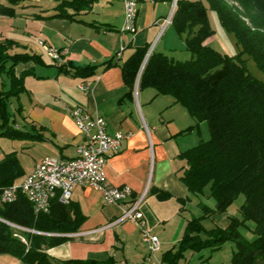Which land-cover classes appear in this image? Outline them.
Listing matches in <instances>:
<instances>
[{
    "label": "trees",
    "instance_id": "1",
    "mask_svg": "<svg viewBox=\"0 0 264 264\" xmlns=\"http://www.w3.org/2000/svg\"><path fill=\"white\" fill-rule=\"evenodd\" d=\"M38 1L5 0L0 2V14L14 16L16 6L25 2L35 5ZM230 1L176 0L171 25L178 35H184L185 48L191 57L178 60L152 50L140 73L139 88L150 87L156 95L171 96L194 119L185 132L198 128L200 122L207 124L209 132L207 140L178 157L185 161L180 179L187 190L200 194L209 185L215 206L202 205L203 214L186 221L178 242L162 252L163 264H179L187 251L212 252L227 241L235 243L231 264H264V81L250 73L242 58L243 54L249 55L264 72V0ZM54 2L49 15L38 16L85 22L77 17L89 11L94 0ZM208 9L215 10L220 24L233 33L241 48L238 54L221 53L206 43L214 34L207 20ZM15 45L13 39L0 41V136L24 139L27 133L13 125L15 118L9 104L26 91L24 79L34 75V68L17 71V66L42 63V58L35 52H12ZM147 51V46L137 47L120 65L128 95L134 89ZM114 63L109 59L103 65L107 68ZM55 65L73 75L94 73V66ZM15 111L20 112L21 105ZM23 176L16 152L4 153L0 159V192ZM239 195L244 196L239 216H230L225 227L204 228L203 218L224 213ZM156 196L162 200L168 194L157 191ZM81 219L72 202L60 203L56 196L49 211L35 213L26 196L19 194L14 202L0 203V254H9L25 264H52L45 249L65 241L67 237L55 234L77 231ZM248 220L254 222L252 240L245 239L238 230ZM64 263L116 264L111 257L69 259Z\"/></svg>",
    "mask_w": 264,
    "mask_h": 264
},
{
    "label": "crops",
    "instance_id": "2",
    "mask_svg": "<svg viewBox=\"0 0 264 264\" xmlns=\"http://www.w3.org/2000/svg\"><path fill=\"white\" fill-rule=\"evenodd\" d=\"M168 1L171 7V0H138L134 33L120 31L123 6L119 0H94L91 9L77 17L87 23L40 18L38 15H49L54 6H42L41 1L16 6L14 16L0 14V41L15 40L11 51L24 47L22 51L35 52L27 50L25 45L32 41V36L48 46L62 49V63L68 67L94 66L90 76L63 72L41 50L38 54L42 63L17 66V71L34 68V75L24 79L32 107L26 115L30 122L25 129L27 148L34 155L30 161L19 160L24 176L44 156L68 158L75 155L82 136L70 114L71 108L79 106L92 116L103 117L108 133L121 131L128 135L122 140L120 150L108 157L106 177L113 185H128L130 199L142 197L139 210L146 227L159 238V251L172 248L180 239L186 221L195 217L189 216L190 205L195 200L197 206L205 205L198 199L199 194L189 192L181 181L185 161L178 157L203 141V122L198 128L185 132L194 124V119L182 105L174 103L171 96L156 95L153 88L138 85L128 95L120 65L137 47H148L160 34L163 20L170 13ZM24 28L31 29L27 30L26 37ZM171 30L172 25H167L163 35L167 32L171 35ZM182 42V59H189L191 55ZM121 46L123 50L117 57ZM109 59L115 63L105 68L103 63ZM80 83H86L89 91H82L78 87ZM18 128L21 129L19 125ZM3 155L0 153V159ZM157 191L168 196L161 200L156 196ZM70 202L82 217L81 224L75 232L55 234L67 239L45 249L52 264H65L69 259L105 260L109 257L116 264H143L147 246L135 222L117 221L120 205L105 203L100 193L89 186L73 187ZM229 217L221 218L218 226L225 227ZM100 228L101 231L94 232ZM156 256L161 259L160 255ZM201 260L204 259L199 258L196 264H205ZM0 264L25 263L9 254H0Z\"/></svg>",
    "mask_w": 264,
    "mask_h": 264
},
{
    "label": "built area",
    "instance_id": "3",
    "mask_svg": "<svg viewBox=\"0 0 264 264\" xmlns=\"http://www.w3.org/2000/svg\"><path fill=\"white\" fill-rule=\"evenodd\" d=\"M119 1L123 6V22L120 31L134 33L138 0ZM171 2V11L163 20L161 30L171 24L176 0H171ZM38 43L46 50L45 54L51 61L57 65L62 64L64 54L62 49L48 46L43 41H38ZM122 50L121 46L116 52L117 57L121 55ZM152 50L150 48L146 52L143 65ZM139 77L140 73L137 74L135 87L139 83ZM78 87L85 93L89 91L86 83H80ZM70 114L82 136L81 142L75 148V155L68 158L44 156L20 183H14L1 190L0 203L14 202L19 194H23L32 204L35 213L47 212L52 199L56 196L60 203L68 204L73 187L89 186L100 193L105 203L121 206L118 222L131 220L138 225L141 239L148 250L143 264H163L161 259L156 256L160 249L159 238L146 227L145 220L139 210L142 197L130 199L131 188L128 185H113L106 177L105 166L108 157L120 150L122 140L128 135L121 131L113 134L108 133L106 120L98 115H90L82 107L71 108ZM10 225L16 229L28 230L17 225ZM101 229L94 232L101 231ZM28 231L35 232L34 230ZM16 235L25 242L21 235Z\"/></svg>",
    "mask_w": 264,
    "mask_h": 264
},
{
    "label": "rangeland",
    "instance_id": "4",
    "mask_svg": "<svg viewBox=\"0 0 264 264\" xmlns=\"http://www.w3.org/2000/svg\"><path fill=\"white\" fill-rule=\"evenodd\" d=\"M5 0H0L1 3H4ZM42 6L50 7L55 4L54 0H40ZM229 3H232L228 0ZM170 7V2L168 1V11ZM207 20L210 27L214 30V34L207 39L206 43L209 44L212 48L216 49L221 53H225L228 55H235L241 51L239 44H237L236 39L233 33L226 30L219 22L217 13L213 9L207 10ZM30 31V28H24L25 37L27 36L26 32ZM171 35L167 32L163 35V30H161L160 34L153 39L149 45L148 50L152 48L153 50H157L169 57L173 56L174 58L182 59V53L180 49L183 47V36L178 35L172 26ZM22 34V33H19ZM18 34V35H19ZM17 35V36H18ZM163 35V36H162ZM32 41L25 44L26 49L29 51H35L40 53L46 52V50L38 43V41H42L40 39H35V37L30 36ZM182 39V40H181ZM36 40V41H34ZM15 41V40H14ZM16 43V41H15ZM24 47H18L15 52H21ZM161 50V51H160ZM12 51V52H13ZM185 51V50H184ZM242 58L245 60V65L250 73L256 78L264 81V72L258 68L254 60L247 54H243ZM185 60V59H182ZM21 105V111H15V107ZM11 111H13V117L15 118V122H13L14 126H20L21 130H24L29 127V120L27 118V114L31 111V106L29 104V97L26 92L22 93L19 96V99L16 100L12 98L9 104ZM15 111V112H14ZM203 136L202 139L207 140L209 138V132L207 128V124L203 122ZM10 151H15L17 158L21 162L30 161L33 153L27 148V140L24 139H10L3 136H0V153H7ZM198 199L201 200L206 206L209 208H214L215 200L212 196H210V188L209 185L205 186L203 192L199 194ZM244 200L243 195H239L237 199L227 208L224 213H215L214 218L205 217L202 219V224L204 228L208 229L215 225L218 226V223L221 221V218H226L228 216H239V206ZM202 206V205H201ZM189 216H200L203 214L202 207L196 205V200L189 207ZM254 222L248 220L244 225L239 227L240 234L247 240H252L255 238V234L253 233ZM235 250V243L232 241L225 242L221 248L210 252L209 249H202L200 252H190L187 251L185 253L184 259L180 261L179 264H196L199 258H203L205 264H231V256L232 251ZM164 251V250H163ZM163 251H158L156 255L162 254ZM160 258V257H159Z\"/></svg>",
    "mask_w": 264,
    "mask_h": 264
},
{
    "label": "water",
    "instance_id": "5",
    "mask_svg": "<svg viewBox=\"0 0 264 264\" xmlns=\"http://www.w3.org/2000/svg\"><path fill=\"white\" fill-rule=\"evenodd\" d=\"M143 66H144V65H143V62H142L138 74L141 73Z\"/></svg>",
    "mask_w": 264,
    "mask_h": 264
}]
</instances>
